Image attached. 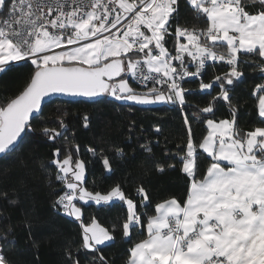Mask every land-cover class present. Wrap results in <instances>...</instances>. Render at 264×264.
Masks as SVG:
<instances>
[{
	"label": "snow or ice",
	"instance_id": "snow-or-ice-1",
	"mask_svg": "<svg viewBox=\"0 0 264 264\" xmlns=\"http://www.w3.org/2000/svg\"><path fill=\"white\" fill-rule=\"evenodd\" d=\"M185 5L195 20L204 21L203 27L181 22L180 0H0V73L22 61L34 68L19 94L0 105V154L16 150L18 138L31 127L30 114L40 110L45 96L107 94L117 101L183 106L191 89L181 82L199 77L206 61H223L229 72L210 83L201 81L199 87L218 83L220 92L213 100L229 103L231 119L204 121L207 134L197 146L184 116L186 149L176 154L187 178L182 201L170 197L157 202L154 214L145 217L138 207H148L150 197L142 185L136 189L139 206L119 184L106 193L89 191L84 187L86 162H73L67 150L61 160V149L56 148L55 179L65 190L53 206L80 220L76 200L96 205L123 201L127 216L120 225L122 237L130 238L136 228L146 231L145 238L127 250L124 264H264V126L248 131L237 126L238 109L226 87L243 75L240 54L258 57L252 63L264 73V0H185ZM250 7L255 11L249 12ZM168 37L175 39L174 55L165 46ZM189 64L195 71H189ZM130 80L144 90L133 88ZM253 95H258V118L264 124V84L257 85ZM201 111L213 113L212 103ZM42 131L49 139L62 134L47 127ZM74 147L79 157V146ZM122 151L117 148L116 155ZM203 154L209 162L201 174L198 156ZM102 164L112 171L108 156L102 157ZM167 168L175 170L176 165ZM155 169L166 170L159 163ZM81 227L84 249L96 250L115 239L95 217ZM66 255L72 258L68 249ZM0 264H8L2 254ZM99 264L108 262L100 256Z\"/></svg>",
	"mask_w": 264,
	"mask_h": 264
},
{
	"label": "trees",
	"instance_id": "trees-1",
	"mask_svg": "<svg viewBox=\"0 0 264 264\" xmlns=\"http://www.w3.org/2000/svg\"><path fill=\"white\" fill-rule=\"evenodd\" d=\"M180 4L182 23L187 20L189 25L204 26L203 20L194 19V12L185 5V0H180ZM247 10L255 11L251 7ZM170 39L168 37L167 43ZM239 58V70L243 75L226 87L230 90L232 105L238 109L237 126L248 131L264 125L258 118V95H253L256 86L264 84V73L252 63L258 57L240 54ZM33 71L30 61H22L0 73V105L23 89ZM228 72L225 64L212 61L203 71V80L210 83L215 76ZM182 86L191 89L185 95L183 106L173 102L141 105L117 101L107 94L94 102L52 99L43 104L40 113L32 117L31 127L26 129L16 150L0 156V254L8 264H74V261L93 264L94 258L99 264L100 256L108 264H124L127 250L145 238L146 231L136 228L130 238L122 237L120 225L127 216V206L118 199L106 205L76 200L82 211L80 220L54 207L55 198L64 191V186L55 179L57 168L52 163L53 150L61 149V160L67 150L72 152L73 161L79 158L86 162L84 187L89 191L106 193L119 184L126 196L139 206L141 198L136 189L142 185L150 197L148 207H138L145 217L154 214L157 202L170 197L182 201L186 196L187 178L179 170L180 161L176 154H183L186 149L184 116L187 115L191 122L197 146L207 131L204 121L231 119L229 103L223 99L213 100L220 92L218 83L201 90L197 80L189 77ZM210 103L213 113H203L201 109ZM85 116L88 117V127H84ZM61 122L64 128H61ZM45 127L62 134L49 139L42 131ZM74 145L79 146V157ZM146 147L152 149L151 153L144 150ZM117 148L123 150L121 155H116ZM89 149H94V153ZM198 152L202 153V150L198 149ZM104 155L109 157L112 171L104 169ZM205 157L206 154L198 156L201 174L209 162ZM157 163L165 166L164 173L156 171ZM170 164L176 165L175 170L167 168ZM93 217L112 232L115 239L97 245L96 250L84 249L80 247L81 224H89ZM66 249L72 252L71 259L67 257Z\"/></svg>",
	"mask_w": 264,
	"mask_h": 264
},
{
	"label": "water",
	"instance_id": "water-1",
	"mask_svg": "<svg viewBox=\"0 0 264 264\" xmlns=\"http://www.w3.org/2000/svg\"><path fill=\"white\" fill-rule=\"evenodd\" d=\"M17 94H19V93H17ZM17 94H16V95H17ZM16 95H15V96H16ZM104 95H105V94H101V95H99V96H94V97H85V96H82V95H70V94L53 93V94H50V95H48V96H45V97L42 99L40 110H39L38 112H34V113L30 114V118H29V119H30V121H31L32 117L37 116V115L40 113L42 107L44 106L43 104L49 102V100H52V99H65V100H69V101H73V100H81V101H84V100H85V101H88V102H94V101H96L97 99H101ZM15 96H13V98H14ZM25 132H26V130H25ZM25 132L22 133V137L24 136ZM22 137H21V138H22ZM21 138H18L17 144L19 143V140H20ZM3 155H4V154H0V156H3Z\"/></svg>",
	"mask_w": 264,
	"mask_h": 264
},
{
	"label": "built area",
	"instance_id": "built-area-1",
	"mask_svg": "<svg viewBox=\"0 0 264 264\" xmlns=\"http://www.w3.org/2000/svg\"><path fill=\"white\" fill-rule=\"evenodd\" d=\"M189 26H191V25H189ZM172 31H174V28L172 29ZM170 43H166V47L169 49V51L170 52H172V54L174 55L175 54V48H174V44H175V39H174V37H171V39H170V41H169ZM218 51H221V50H219V49H217ZM212 61L211 60H209V61H206V64H205V67H204V69H202L201 70V74H200V76L199 77H195V79L197 80V82H198V86L200 85V83H201V81L202 82H204V83H207L206 81H204L203 80V78H204V76H203V71L205 70V68H206V66L208 65V63H211ZM214 62H216V63H221V64H225L226 65V67H227V70L229 71L230 70V68H229V66L225 63V62H223V61H214ZM176 63V65H177V67L179 66L178 65V62H175ZM189 71H195V66L194 65H192V64H189ZM187 78H189V77H186L185 79H187ZM183 82V81H182ZM181 82V83H182ZM140 86V85H139ZM149 86L151 87L152 85L151 84H149ZM200 88V87H199ZM65 190V189H64ZM62 194V193H61ZM60 194V195H61ZM55 199H57V197L55 198ZM57 209L58 210H60V211H63V212H65L62 208H58L57 207Z\"/></svg>",
	"mask_w": 264,
	"mask_h": 264
},
{
	"label": "rangeland",
	"instance_id": "rangeland-1",
	"mask_svg": "<svg viewBox=\"0 0 264 264\" xmlns=\"http://www.w3.org/2000/svg\"><path fill=\"white\" fill-rule=\"evenodd\" d=\"M130 83H131V86L133 87V88H135V89H137V90H140V91H143L144 89H138V88H136L135 86H134V84L132 83V81L130 80ZM129 102H131V101H129ZM160 102H164V101H160ZM160 102H155V103H160ZM155 103H149L150 105H153V104H155ZM141 105H143V104H141ZM74 162V161H73ZM73 166H74V163H73ZM81 202H83V203H86L85 201H81ZM89 202V201H88ZM74 203H76L75 201H74ZM77 204V206L79 207V205H78V203H76ZM102 226V225H101ZM103 227V226H102Z\"/></svg>",
	"mask_w": 264,
	"mask_h": 264
},
{
	"label": "crops",
	"instance_id": "crops-1",
	"mask_svg": "<svg viewBox=\"0 0 264 264\" xmlns=\"http://www.w3.org/2000/svg\"><path fill=\"white\" fill-rule=\"evenodd\" d=\"M257 109H258V101H257ZM224 119H226V118H224ZM227 119H229V118H227ZM208 120V119H207ZM219 120H221V119H215V121H219ZM207 126V125H206ZM262 126H264V125H262ZM207 134V131H206V133H205V135ZM163 201V200H162ZM161 202V201H160ZM91 223V222H90ZM138 242V241H137Z\"/></svg>",
	"mask_w": 264,
	"mask_h": 264
}]
</instances>
